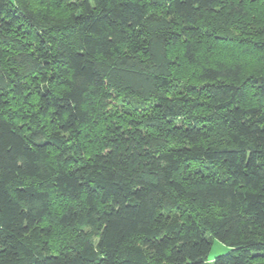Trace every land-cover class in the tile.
Listing matches in <instances>:
<instances>
[{"label": "trees", "instance_id": "1", "mask_svg": "<svg viewBox=\"0 0 264 264\" xmlns=\"http://www.w3.org/2000/svg\"><path fill=\"white\" fill-rule=\"evenodd\" d=\"M0 264H264V0H0Z\"/></svg>", "mask_w": 264, "mask_h": 264}, {"label": "rangeland", "instance_id": "2", "mask_svg": "<svg viewBox=\"0 0 264 264\" xmlns=\"http://www.w3.org/2000/svg\"><path fill=\"white\" fill-rule=\"evenodd\" d=\"M211 242V248L207 256V261L212 262L214 258L218 255L226 254L230 251V248L226 245L222 244L216 239H210Z\"/></svg>", "mask_w": 264, "mask_h": 264}]
</instances>
